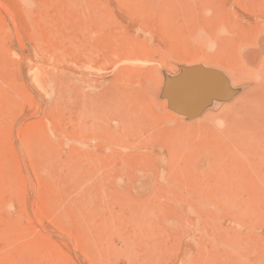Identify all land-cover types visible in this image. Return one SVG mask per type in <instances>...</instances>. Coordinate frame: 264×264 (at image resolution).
<instances>
[{
  "label": "rangeland",
  "instance_id": "1",
  "mask_svg": "<svg viewBox=\"0 0 264 264\" xmlns=\"http://www.w3.org/2000/svg\"><path fill=\"white\" fill-rule=\"evenodd\" d=\"M262 31L264 0H0V264H264V104L164 95L194 61L263 80Z\"/></svg>",
  "mask_w": 264,
  "mask_h": 264
},
{
  "label": "bare ground",
  "instance_id": "2",
  "mask_svg": "<svg viewBox=\"0 0 264 264\" xmlns=\"http://www.w3.org/2000/svg\"><path fill=\"white\" fill-rule=\"evenodd\" d=\"M149 2V1H148ZM93 3V2H92ZM145 3V2H144ZM124 5V4H123ZM130 5V4H129ZM125 6H126V4H125ZM257 6V5H256ZM97 8V7H96ZM99 8V7H98ZM259 8V7H258ZM102 9V8H101ZM128 9H129V7H128ZM99 10V9H98ZM102 11V10H101ZM122 11V10H121ZM126 11V10H125ZM131 11V10H130ZM95 13V12H94ZM99 13V12H98ZM89 14V13H88ZM92 14V13H91ZM150 14V13H149ZM91 16V15H90ZM145 16V15H144ZM99 18V17H98ZM102 18V17H101ZM105 18V17H104ZM134 19V18H133ZM100 20H102V19H100ZM104 21V20H103ZM133 21V20H132ZM86 22V21H85ZM114 22V21H113ZM118 22V21H117ZM234 22V21H233ZM258 22V21H257ZM87 23V22H86ZM98 23H99V20H98ZM102 24V23H101ZM119 24H122V23H120L119 22ZM112 25V24H111ZM101 26H103V24L101 25ZM100 26V27H101ZM104 26H105V24H104ZM109 26V25H108ZM107 26V27H108ZM114 26V25H113ZM151 26V25H150ZM86 27V26H85ZM106 27V26H105ZM106 27V28H107ZM123 27V26H122ZM128 27V26H127ZM73 28V27H72ZM82 28V27H81ZM92 28V27H91ZM88 29V28H87ZM112 29V28H111ZM72 30V29H71ZM80 31V30H79ZM90 31V30H89ZM92 31V30H91ZM106 31V30H105ZM122 31V30H121ZM139 31V30H138ZM222 31V30H221ZM103 32V31H102ZM117 32V31H116ZM120 32V31H119ZM118 32V33H119ZM228 32V31H227ZM92 33V32H91ZM90 33V34H91ZM98 33V32H97ZM97 33L95 34V32L93 33V34H95L94 36H97ZM107 33V32H106ZM112 33V32H111ZM123 34H121V35H124V33L125 32H122ZM127 33V32H126ZM261 34H260V36H259V38L262 36V39H259L258 38V40H256L257 41V43H256V49H257V51L256 52H254V56H257V57H262L263 59H264V32L262 31V32H260ZM110 34V33H109ZM227 34V33H226ZM231 34V33H230ZM85 35V34H84ZM104 35V34H103ZM106 35V34H105ZM112 35V34H111ZM120 35V36H121ZM259 35V34H258ZM124 36H126V35H124ZM221 36V35H220ZM100 37V36H99ZM103 37V36H102ZM105 37V36H104ZM116 37V36H115ZM127 37V36H126ZM148 37V36H147ZM118 38V37H117ZM135 38V37H134ZM247 38V37H246ZM95 39V38H94ZM102 39V38H101ZM106 39V38H105ZM113 39V38H112ZM123 38L121 37V40H122ZM139 39V38H138ZM137 38H136V40H138ZM249 39H250V37H249ZM256 39H257V37H256ZM85 40V39H84ZM91 40V39H90ZM104 40V39H103ZM119 40H120V38H119ZM124 40V39H123ZM127 40H129V39H127ZM147 40V39H146ZM162 40V39H161ZM110 41H112V40H110ZM139 41V40H138ZM102 43V42H101ZM141 43V42H140ZM250 43V42H249ZM94 44V43H93ZM132 44H133V42H132ZM136 44V43H135ZM148 44V43H147ZM89 45V44H88ZM151 45V44H150ZM205 45H207V44H205ZM251 45V44H250ZM252 45H254V44H252ZM123 46H124V44H123ZM211 46V45H210ZM98 47V46H97ZM100 47V46H99ZM206 47V46H205ZM114 48V47H113ZM121 48V47H120ZM119 48V49H120ZM131 48V47H130ZM149 48V47H148ZM212 48V47H211ZM87 49L89 50V48L87 47ZM116 49H117V47H116ZM208 49V48H207ZM106 50V49H105ZM124 50V49H123ZM138 50V49H137ZM140 50H142V49H140ZM91 51V50H90ZM127 51H128V49H127ZM126 51V52H127ZM133 51H134V49H133ZM144 51V50H143ZM112 52H114V51H112ZM115 52H116V50H115ZM151 52H152V50H151ZM167 52V51H166ZM208 52V51H207ZM92 53V52H91ZM119 53H120V50H119ZM132 53V52H131ZM134 53V52H133ZM141 53V52H140ZM245 53V52H244ZM106 54V53H105ZM117 54V53H116ZM121 54V53H120ZM134 54H137V53H134ZM133 54V55H134ZM143 54V53H142ZM127 55V54H126ZM129 55V54H128ZM149 55V54H148ZM116 56V55H115ZM147 56V55H146ZM145 55H144V57H146ZM240 56H242V55H240ZM87 57H89V56H87ZM102 57H104V56H102ZM123 57H124V54H123ZM151 57V56H150ZM244 57V56H243ZM92 58V57H91ZM99 58V57H98ZM117 58V60H118V57H116ZM125 59V58H124ZM123 59V60H124ZM131 59V58H130ZM132 59H133V57H132ZM107 60H108V58H107ZM110 60V59H109ZM114 60V59H113ZM152 60V59H151ZM167 60V59H166ZM202 60V59H201ZM101 61V60H100ZM111 61V60H110ZM135 61H137V60H135ZM145 61V60H144ZM194 61V60H193ZM245 61V60H244ZM88 62V61H87ZM113 62V61H112ZM124 62V61H123ZM167 62V61H166ZM194 62H196V65H197V61H194ZM263 62V61H262ZM204 63H207V62H204ZM208 65H210V63L208 62L207 63ZM206 64V65H207ZM107 66V65H106ZM110 66H112L111 64H110ZM127 66V65H126ZM130 66V65H129ZM128 66V67H129ZM168 66V65H167ZM222 66V65H221ZM124 67H125V65H124ZM131 67V66H130ZM165 67V66H164ZM191 67V66H190ZM146 68V67H145ZM157 68H159V67H157ZM219 68V67H218ZM261 67H259L258 68V70L254 67V66H250L249 67V69H248V74H247V76H246V78H244V79H242L240 76H239V74H237V73H235V71L234 70H231V69H227V68H223L222 70H223V77L225 78V80H227V82H228V84H229V86H230V95H228V97L226 98V99H224V101H221V102H218V103H215L214 101L213 102H209V104H207L206 106H205V109L203 110V116H202V118H204V120H208V121H217L218 119H221V118H223L224 116H226V115H229V113L230 114H234L233 112H232V110L234 109V108H238V106H243V113H245L246 111H247V109H249V108H252V107H254L256 104H261L260 105V107H263V104H264V79L263 80H261L260 81V77H261V75L262 74H260V72H259V69H260ZM131 69H132V67H131ZM135 69V68H134ZM149 68H147V70H148ZM152 69V68H151ZM118 70V69H117ZM120 70H123V69H120ZM126 70V69H125ZM156 70H158V69H156ZM156 70H155V72H156ZM245 70V69H244ZM136 71V70H135ZM142 71V70H141ZM146 71V70H145ZM159 71V70H158ZM157 71V72H158ZM124 72V71H123ZM127 71H125V73H126ZM140 72V71H139ZM138 72V73H139ZM143 72V71H142ZM150 72V71H149ZM93 73V72H92ZM147 73H148V71H147ZM242 73V72H241ZM94 74V73H93ZM124 74V73H123ZM130 74V73H129ZM132 74H134V73H132ZM135 74H137L136 72H135ZM142 74V73H141ZM160 74V73H159ZM135 76V75H134ZM142 76V75H141ZM179 76V75H178ZM85 77V76H84ZM122 77V76H121ZM127 77V76H126ZM139 77V76H138ZM144 77V76H143ZM88 78V77H87ZM129 78V77H128ZM158 78V77H157ZM177 78V77H176ZM262 78V77H261ZM84 79V78H83ZM137 79V78H136ZM159 80H160V78H158ZM169 79V78H168ZM112 80V79H111ZM138 80V79H137ZM175 80V79H174ZM231 80V81H230ZM107 81V80H106ZM140 81V80H139ZM95 82V81H94ZM113 82V81H112ZM157 83V82H156ZM159 83V82H158ZM107 84V83H106ZM108 84H110V83H108ZM128 84V83H127ZM134 84V83H133ZM85 85H88V84H85ZM96 85H97V83H96ZM103 85V84H102ZM113 85V84H112ZM115 85H116V83H115ZM108 86V85H107ZM121 86H123L122 84H121ZM120 86V87H121ZM156 86H158V85H156ZM109 87V86H108ZM137 87V86H136ZM142 87V86H141ZM160 87V86H159ZM112 89H113V87H111ZM115 88V87H114ZM123 88V87H122ZM127 87H125L124 89H126ZM131 88V87H130ZM133 88H135V87H133ZM138 88V87H137ZM145 88V87H144ZM153 88V87H152ZM151 88V89H152ZM157 88V87H156ZM236 88H238L237 90H236ZM90 89V88H89ZM95 89V88H94ZM103 89H105V88H103ZM103 89H102V91H103ZM118 89H119V87H118ZM128 89V88H127ZM141 89V88H140ZM142 90V89H141ZM119 91V90H118ZM143 91V90H142ZM146 91V90H145ZM234 91L236 92V93H234ZM90 92V91H89ZM96 92V91H95ZM100 92V91H99ZM99 92H97V93H99ZM148 92V91H147ZM85 93V92H84ZM88 93V92H87ZM93 93V92H92ZM104 93H106V92H104ZM104 93H102L103 95H104ZM129 93V92H128ZM141 93V92H140ZM146 93V92H145ZM144 93V94H145ZM156 93V92H155ZM154 93V95H156ZM234 93V95H233V98L230 100L229 98H230V96H232V94ZM100 94V93H99ZM124 94H126V93H124ZM137 94H138V92H137ZM143 94V95H144ZM151 94V93H150ZM149 94V95H150ZM86 95V94H85ZM107 95V94H106ZM162 95V94H161ZM109 96H111V95H109ZM118 96V95H117ZM128 96H129V94H128ZM134 96V95H133ZM132 96V97H133ZM142 96V95H141ZM147 96V95H146ZM151 96V95H150ZM88 97V95L86 96V98ZM92 97V96H91ZM95 97V96H94ZM99 97H100V95H99ZM98 97V98H99ZM105 97V96H104ZM103 97V98H104ZM121 97V96H120ZM135 97V96H134ZM167 97V96H166ZM97 98V97H96ZM101 98V97H100ZM99 98V99H100ZM109 98V97H108ZM138 98V97H137ZM154 98V97H153ZM106 99V98H105ZM130 99H132L131 97H130ZM134 99H136V98H134ZM214 99V98H213ZM94 100H95V98H94ZM93 100V101H94ZM101 100V99H100ZM137 100V99H136ZM139 100H141L142 101V99H139ZM154 100H155V98H154ZM261 100V101H260ZM89 101V100H88ZM131 101H133V100H131ZM145 101V100H144ZM151 101V100H150ZM97 102H98V100H97ZM129 102H130V100H129ZM135 102V101H134ZM138 102V101H137ZM106 103V102H105ZM120 103V102H119ZM122 103V102H121ZM121 103H120V105H121ZM151 103V102H150ZM167 103V100H166V102L165 103H163V102H161V105L164 107V105ZM109 104V103H108ZM128 104V103H127ZM132 104H134V103H132ZM159 104H160V102H159ZM135 106H136V103L134 104ZM140 105V104H139ZM147 105H149V103L147 104ZM167 105V104H166ZM99 106V105H98ZM122 106H124V105H122ZM126 106V105H125ZM124 106V107H125ZM144 106V105H143ZM94 107V106H93ZM106 107V106H105ZM109 107V106H108ZM141 107V106H140ZM148 107V106H147ZM153 107V106H152ZM219 107V108H218ZM91 108V107H90ZM89 108V109H90ZM95 108V107H94ZM123 108V107H122ZM138 108V107H137ZM157 108V107H156ZM167 108V107H166ZM113 109V108H112ZM128 109V108H127ZM130 109V108H129ZM140 111H141V109L140 108H138ZM164 109H165V107H164ZM262 109H264V108H262ZM258 110V109H257ZM86 111V110H85ZM104 111V110H103ZM107 111V110H106ZM109 111V110H108ZM136 111V110H135ZM166 111V110H165ZM98 112V111H97ZM114 112V111H113ZM132 112H134V111H132ZM137 112V111H136ZM148 112V111H147ZM170 112H172V111H170ZM174 112V111H173ZM172 112V113H173ZM111 113V112H110ZM143 113V112H142ZM164 113V112H163ZM177 113V112H176ZM261 113V112H260ZM123 114V113H122ZM133 114V113H132ZM137 114V113H136ZM155 114V113H154ZM165 114V113H164ZM174 114V113H173ZM173 114H170V113H167V115H169L171 118H173V119H175L176 121H178V122H184V119H183V117H180V116H177V115H173ZM246 114V113H245ZM93 115V114H92ZM95 115V114H94ZM107 115H108V113H107ZM116 115V114H115ZM179 115V114H178ZM182 115V114H181ZM258 115V114H257ZM109 116V115H108ZM112 116H114V115H112ZM111 116V117H112ZM128 116V115H127ZM133 115H131V117H132ZM135 116V115H134ZM151 116V115H150ZM169 116H168V118H169ZM237 116V115H236ZM247 116V115H246ZM126 117V116H125ZM138 117V116H137ZM242 117V116H241ZM106 118V117H105ZM116 118H118V117H116ZM124 118V117H123ZM134 118V117H133ZM230 119H232L231 117H229ZM237 118V117H236ZM111 119V118H110ZM108 120V121H111V120ZM114 119V118H113ZM125 119H129V118H125ZM132 119V118H131ZM137 119V118H136ZM91 120H93V119H91ZM138 120V119H137ZM199 120V119H198ZM233 120V119H232ZM114 121V120H113ZM129 121H130V119H129ZM132 122H133V120H131ZM130 121V122H131ZM167 121V120H166ZM223 121H224V119H223ZM234 121V120H233ZM124 122V121H123ZM165 122V121H164ZM237 122V121H236ZM247 122V121H246ZM92 123V122H91ZM129 123V122H128ZM166 123V122H165ZM168 123V122H167ZM191 123H193L192 121L191 122H189L188 121V124H191ZM102 123L100 122V125H101ZM140 124H141V122H140ZM158 124V123H157ZM177 124V123H176ZM225 124V123H224ZM234 124V123H233ZM236 124V123H235ZM94 125V124H93ZM103 125V124H102ZM101 125V126H102ZM135 125V124H134ZM137 125V124H136ZM217 125V124H216ZM222 125H223V122H222ZM232 125V124H231ZM95 126V125H94ZM183 126V125H182ZM247 126V125H246ZM88 127V126H87ZM142 127V126H141ZM213 127H215V126H213ZM223 127V126H222ZM221 127V128H222ZM224 127H225V125H224ZM234 127H235V125H234ZM145 128V127H144ZM173 128V127H172ZM204 128V127H203ZM217 128V127H216ZM127 129V128H126ZM132 129V128H131ZM208 129V128H207ZM231 129V128H230ZM97 130V129H96ZM106 130V129H105ZM145 130V129H144ZM157 130V129H156ZM160 130V129H159ZM158 130V131H159ZM194 130V129H193ZM235 130V129H234ZM170 131V130H169ZM231 132H234V131H232V130H230ZM263 131V130H262ZM125 132V131H124ZM144 132V131H143ZM153 132H154V130H153ZM196 132V131H195ZM200 132V131H199ZM217 132V131H216ZM245 132V131H244ZM95 133H97V132H95ZM104 133V132H103ZM159 133V132H158ZM164 133V132H163ZM202 133V132H201ZM206 133V132H205ZM235 133V132H234ZM240 133V132H239ZM134 134V133H133ZM139 134H141V132L139 133ZM170 134V133H169ZM192 134V133H191ZM102 135V134H101ZM146 135V134H145ZM216 135V134H215ZM214 135V136H215ZM219 135V134H218ZM217 135V136H218ZM221 135H222V133H221ZM144 136V135H143ZM155 136V135H154ZM164 136H166V135H164ZM182 136V135H181ZM197 136V135H196ZM210 136V135H209ZM260 136V135H259ZM93 137V136H92ZM96 137V136H95ZM99 137V136H98ZM124 137V136H123ZM195 137V136H194ZM237 137V136H236ZM211 138V137H210ZM226 138V137H225ZM153 139V138H152ZM174 139V138H173ZM182 139V138H181ZM195 139V138H194ZM206 139H207V137H206ZM231 139V138H230ZM120 140V139H119ZM170 140H171V138H170ZM225 140V139H224ZM223 140V141H224ZM233 140V139H232ZM232 140H230V141H232ZM187 141V140H186ZM258 141V140H257ZM112 142V141H111ZM107 143V142H106ZM157 143V142H156ZM220 143V142H219ZM223 143V142H222ZM141 144V143H140ZM158 144V143H157ZM180 144V143H179ZM214 144V143H213ZM228 144V143H227ZM143 145V144H142ZM186 145V144H185ZM223 145V144H222ZM225 145V144H224ZM93 146H94V144H93ZM107 146H108V144H107ZM169 146V145H168ZM193 146V145H192ZM203 146V145H202ZM207 146H209V145H207ZM210 146H212V144L210 145ZM214 146V145H213ZM188 147V146H187ZM199 147V146H198ZM219 147V146H218ZM168 148V147H167ZM201 148V147H200ZM214 148V147H213ZM226 148V147H225ZM224 148V149H225ZM171 149V148H170ZM228 149V148H227ZM238 149V148H237ZM240 149V148H239ZM243 149V148H242ZM113 150V149H112ZM199 150V149H198ZM115 151V150H114ZM177 151H178V149H177ZM192 151V150H191ZM229 151V150H228ZM138 152V151H137ZM90 153V152H89ZM107 153V152H106ZM145 153V152H144ZM174 153V152H173ZM225 153V152H224ZM229 153H230V151H229ZM207 154V153H206ZM223 154V153H222ZM243 154V153H242ZM245 154V153H244ZM227 155V154H226ZM109 156V155H108ZM234 156H236V155H234ZM99 157V156H98ZM120 157V156H119ZM262 157H264V156H262ZM248 158V157H247ZM250 158V157H249ZM251 159V158H250ZM243 160V159H242ZM227 161V160H226ZM239 161V160H238ZM202 163V162H201ZM239 163V162H238ZM256 163H257V161H256ZM204 164V163H203ZM251 164V163H250ZM173 166V165H172ZM178 166V165H177ZM185 166V165H184ZM183 166V167H184ZM262 166V165H261ZM127 167V166H126ZM210 167V166H209ZM230 167V166H229ZM264 167V166H263ZM128 168V167H127ZM171 168V167H170ZM176 168V167H175ZM187 168V167H186ZM258 168V167H257ZM205 169H207V168H205ZM210 169V168H209ZM221 169V168H220ZM233 169V168H232ZM235 169H237V168H235ZM240 169V168H239ZM179 170V169H178ZM181 170V169H180ZM259 170V169H258ZM262 171H263V169H262ZM173 172V171H172ZM188 172V171H187ZM209 172V171H208ZM221 172H222V170H221ZM248 172V171H247ZM189 173V172H188ZM193 173V172H192ZM191 173V174H192ZM202 173V172H201ZM207 173V172H206ZM214 173V172H213ZM227 173V172H226ZM257 173H261V172H257ZM216 174V173H215ZM214 174V175H215ZM239 174V173H238ZM229 175H230V172H229ZM228 175V176H229ZM237 175V174H236ZM243 175V174H242ZM212 176V175H211ZM225 178H227L226 176H225ZM255 178V177H254ZM252 179V178H251ZM222 180V179H221ZM231 180V179H230ZM233 181H235V180H233ZM232 181V182H233ZM244 181V180H243ZM263 181V180H262ZM216 182V181H215ZM214 182V183H215ZM237 182V181H236ZM238 183V182H237ZM263 183H264V181H263ZM262 183V184H263ZM207 184H209V183H207ZM261 184V185H262ZM223 186V185H222ZM216 187V186H215ZM244 188V187H243ZM241 191V190H240ZM232 195V194H231ZM255 195V194H254ZM251 196H253V195H251ZM257 196V195H256ZM237 197V196H236ZM249 198V197H248ZM255 198V197H254ZM231 199V198H230ZM234 199V198H233ZM250 199V198H249ZM234 200H236V199H234ZM226 201V200H225ZM245 201H246V199H245ZM227 202V201H226ZM220 205H221V203H220ZM232 206V205H231ZM242 206V205H241ZM225 207V206H224ZM238 207H239V205H238ZM241 208H244L243 206L241 207ZM253 208V207H252ZM232 209V208H231ZM239 209V208H238ZM250 209V208H249ZM234 210V209H233ZM222 211H224V210H222ZM225 211H227V210H225ZM258 211V210H257ZM231 212V211H230ZM254 212V211H253ZM226 213V212H225ZM241 213V215H243L242 214V212H240ZM239 214V213H238ZM248 214H249V212H248ZM247 214V215H248ZM237 215V214H236ZM229 216H230V214H229ZM235 216V215H234ZM250 216V215H249ZM236 217V216H235ZM227 218V217H226ZM229 218V217H228ZM240 218V217H239ZM250 218V217H249ZM233 219V218H232ZM236 221V220H235ZM239 221V220H238ZM234 222V221H233ZM240 223V222H239ZM235 225V224H234ZM236 226V225H235ZM233 227H231V229H232ZM237 228V227H236Z\"/></svg>",
  "mask_w": 264,
  "mask_h": 264
},
{
  "label": "water",
  "instance_id": "3",
  "mask_svg": "<svg viewBox=\"0 0 264 264\" xmlns=\"http://www.w3.org/2000/svg\"><path fill=\"white\" fill-rule=\"evenodd\" d=\"M175 81L178 87L168 84L164 95L170 99L172 109L190 118L197 117L210 98L226 99L230 95V86L223 74L201 65L184 68Z\"/></svg>",
  "mask_w": 264,
  "mask_h": 264
}]
</instances>
